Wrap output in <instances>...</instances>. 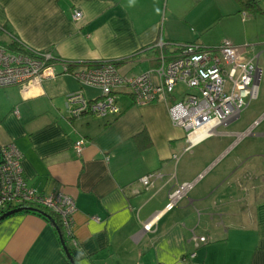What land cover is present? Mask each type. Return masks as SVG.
Wrapping results in <instances>:
<instances>
[{"label":"crops","instance_id":"crops-1","mask_svg":"<svg viewBox=\"0 0 264 264\" xmlns=\"http://www.w3.org/2000/svg\"><path fill=\"white\" fill-rule=\"evenodd\" d=\"M250 1L0 0V43L14 35L75 61L70 70L115 60L123 74L144 72L157 62L159 39L169 48L228 39L257 56L258 108L245 113L240 127L218 126L212 135L218 137L186 152L184 131L163 102L136 105L120 92L118 114L70 117L69 92L94 98L99 91L63 72L62 62L54 61L55 77L37 86L0 87V148L16 145L29 186L74 199L75 264H264V129L252 133L264 121V0H255L263 12L254 14L243 7ZM76 9L79 20L72 19ZM248 129L254 140L241 146L249 134H238ZM81 137L76 154L72 144ZM150 172L161 177L142 188L138 180ZM176 182L194 184L167 209ZM146 222L151 228L144 231ZM193 235L206 240L196 245ZM0 264L72 262L49 220L18 211L0 220Z\"/></svg>","mask_w":264,"mask_h":264},{"label":"built area","instance_id":"built-area-1","mask_svg":"<svg viewBox=\"0 0 264 264\" xmlns=\"http://www.w3.org/2000/svg\"><path fill=\"white\" fill-rule=\"evenodd\" d=\"M245 17L246 14L243 13ZM80 10H74L73 20H79ZM0 30H3L0 26ZM5 31V30H4ZM17 41V40H16ZM23 50H11L0 43V87L17 85L21 89L37 86L44 78L55 77L52 52L26 44ZM168 46L161 39L154 43L158 49L156 64L138 74H123L117 64L110 60L71 69L63 61V72L70 73L80 84L95 88L98 96L89 98L81 90L69 92L65 97L68 115L77 117L83 113L102 117L120 112L117 96L120 92L130 95L133 103L144 105L163 102L170 121L184 131L185 147L189 151L197 142L213 135L216 128L236 120L248 103L257 96L255 82L258 66L257 56H245L248 45H236L225 39L216 46H202L196 42ZM182 83L186 90L174 93ZM177 96V97H176ZM251 133L248 129L239 137ZM81 137L72 144L80 154L85 144ZM22 154L14 143L0 148V208L32 206L46 209L59 219L64 234L72 245L74 199L61 191L44 193L24 180L21 165ZM161 174L150 172L142 175L138 184L148 187ZM194 182L175 183L168 193L166 208L170 209L186 196ZM135 189L134 191H137ZM93 219L99 218L93 216ZM142 230H150L151 222L143 223ZM197 243L205 242L204 236L193 235Z\"/></svg>","mask_w":264,"mask_h":264},{"label":"trees","instance_id":"trees-1","mask_svg":"<svg viewBox=\"0 0 264 264\" xmlns=\"http://www.w3.org/2000/svg\"><path fill=\"white\" fill-rule=\"evenodd\" d=\"M243 7L245 9L251 10L252 11L251 13H253V14L254 13H258V12H263L262 9L257 6V3H256L255 0L250 1V2H246V3H243ZM1 28L4 29L2 26H1ZM12 37H13V39H12L11 43L10 44H6V46L9 49H11V50H23V48L20 45H18V42L17 41H19L21 44H25V43L23 41H21L18 37H15L14 35H12ZM166 44H168V43H166ZM183 44H185V43H183ZM164 48H165L164 49L165 51H167L169 49L166 45L164 46ZM54 60L66 62L68 64L69 68L73 64L76 63L75 61H72V60H62L61 58H59L57 56H54ZM110 61H113L115 64H117L115 62V60H110ZM94 63H96V62H94ZM14 208H19V206L18 207L8 208L6 210H2L0 208V215L2 213H4L5 211L10 210V209H14ZM20 208L23 209L22 211L38 212V213L42 214L47 220H49L55 226V229L57 230V234L59 236V239H60V242H61V245H62V248H63L65 254H67V251L72 254V247H71V244H70V240L64 234V231H63V229H62V227L60 225L59 219L57 218V216L54 213H52V212H50V211H48L46 209L34 208L32 206H20Z\"/></svg>","mask_w":264,"mask_h":264},{"label":"rangeland","instance_id":"rangeland-1","mask_svg":"<svg viewBox=\"0 0 264 264\" xmlns=\"http://www.w3.org/2000/svg\"><path fill=\"white\" fill-rule=\"evenodd\" d=\"M237 32L238 33H241V29H240V27L237 29ZM251 55V50H247L246 52H245V56H247V57H249ZM186 90V88H185V86L182 84V83H179L178 85H176V87L174 88V93H175V95H179V94H177V92H183V91H185ZM258 102V98L257 99H253V100H251L250 101V103L248 104V106L247 107H245V109H243L242 110V112H241V114H240V117L238 118V119H236V120H233L232 122H233V124L229 127L230 129H232V128H237V127H240L241 125H243L244 124V122H245V113L247 114L248 112L249 113H251V112H253V110H254V108H258V106L256 105V104H258L257 103ZM262 121H260V125L258 126H256V127H253L252 128V133L253 132H257V131H259V130H261V129H264V121L261 123ZM212 136V135H211ZM210 137V136H209ZM216 137H218V135H215V136H212L211 138L213 139V138H216ZM252 135H246V136H244L243 137V140L241 141V146H242V144L243 143H245V140H246V142H248V141H251V140H254V137L252 138ZM248 140V141H247ZM256 139H255V143H254V146L256 147V146H258V145H260V144H257L256 143ZM261 141V140H260ZM197 150V148H195V149H193V151H196ZM233 151V150H232ZM227 152L226 154H223L221 157H220V159H219V161L218 162H221V160H222V163L223 162H225L226 160H227V158H228V156L230 157V155H233V153L235 152V150L233 151V152ZM217 162V163H218ZM221 164V163H220Z\"/></svg>","mask_w":264,"mask_h":264},{"label":"water","instance_id":"water-1","mask_svg":"<svg viewBox=\"0 0 264 264\" xmlns=\"http://www.w3.org/2000/svg\"><path fill=\"white\" fill-rule=\"evenodd\" d=\"M258 69V68H257ZM258 73H259V69H258ZM258 73H257V76H256V79H255V82H256V84H257V79H258ZM246 132V131H245ZM244 133V132H243ZM243 133H240V134H243ZM240 134H238V135H240ZM23 209L22 208H14V209H10V210H7V211H5L4 213H2L1 215H0V220L2 219V218H4V217H6V216H8V215H10V214H13V213H15V212H18V211H22ZM67 257L70 259V261L72 262V264H75V260H74V258H73V256H72V254L70 253V252H68L67 251Z\"/></svg>","mask_w":264,"mask_h":264}]
</instances>
